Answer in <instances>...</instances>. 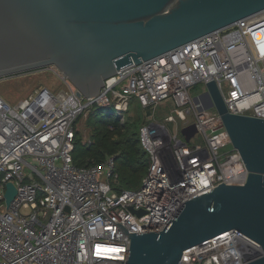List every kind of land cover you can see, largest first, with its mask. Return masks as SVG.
I'll return each mask as SVG.
<instances>
[{
  "label": "built area",
  "instance_id": "built-area-1",
  "mask_svg": "<svg viewBox=\"0 0 264 264\" xmlns=\"http://www.w3.org/2000/svg\"><path fill=\"white\" fill-rule=\"evenodd\" d=\"M42 72L61 88H36L15 104L0 96V264H124L130 232L161 231L185 200L221 182H245L247 170L219 115L199 109L190 89L201 83L205 92L212 79L231 113L264 119V10L120 68L94 97L77 95L54 66L11 76ZM133 99L152 115L167 101L173 107L164 121L151 116L139 127L146 174L137 189L117 192L115 157L73 163L76 121L96 109L123 124ZM184 121L198 138H179ZM8 182L16 189L9 206ZM262 254L258 243L230 230L187 248L179 264H246Z\"/></svg>",
  "mask_w": 264,
  "mask_h": 264
},
{
  "label": "water",
  "instance_id": "water-1",
  "mask_svg": "<svg viewBox=\"0 0 264 264\" xmlns=\"http://www.w3.org/2000/svg\"><path fill=\"white\" fill-rule=\"evenodd\" d=\"M262 10L264 0H0V78L54 66L77 95L94 97L120 68ZM205 88L194 101L219 115L247 170L245 182H221L185 200L161 231L130 232L124 264H179L187 248L230 230L262 249L246 264H264V119L231 113L212 79ZM182 125L185 142L197 136L194 124ZM5 187L9 206L16 189Z\"/></svg>",
  "mask_w": 264,
  "mask_h": 264
},
{
  "label": "trees",
  "instance_id": "trees-1",
  "mask_svg": "<svg viewBox=\"0 0 264 264\" xmlns=\"http://www.w3.org/2000/svg\"><path fill=\"white\" fill-rule=\"evenodd\" d=\"M141 111L135 113V117L126 114L123 124L111 111H90L94 118L91 140L83 142L79 131L75 130L73 163L77 166L95 165L113 156L118 175L113 189L117 192L137 189L149 165V157L140 145L138 131L141 125L151 120L152 109Z\"/></svg>",
  "mask_w": 264,
  "mask_h": 264
},
{
  "label": "rangeland",
  "instance_id": "rangeland-1",
  "mask_svg": "<svg viewBox=\"0 0 264 264\" xmlns=\"http://www.w3.org/2000/svg\"><path fill=\"white\" fill-rule=\"evenodd\" d=\"M42 86L48 87L52 91H58L61 88L58 81L46 72H42L40 74L32 76H23V74H21L18 76H11L5 78L4 80H0V96L6 99L9 103L15 104L20 99L30 94L34 89ZM204 90V86L201 83H198L190 89V93L192 96H197ZM140 107L141 106L139 105V103L135 99H133L130 102V107L127 115H129V117H135V113L143 112L141 111L142 109ZM172 107L173 105L171 101H167L164 104L156 106L155 113L153 115L151 114L149 119L153 118L151 116H154V118H156L157 120L164 121V117L169 114ZM92 116V113L87 112L76 121V130L79 131L83 142L86 143L90 142L92 136V127L94 121V118ZM189 119L190 122H193L192 117H190ZM165 124L173 131H175L177 128V125L174 123L165 122ZM182 126V123H180V129ZM196 137L198 138L199 135H197ZM179 138H182L181 133H179ZM228 146L231 147V145Z\"/></svg>",
  "mask_w": 264,
  "mask_h": 264
}]
</instances>
